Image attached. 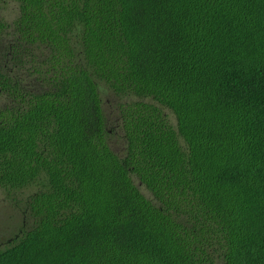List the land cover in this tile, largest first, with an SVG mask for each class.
<instances>
[{
    "label": "trees",
    "instance_id": "obj_1",
    "mask_svg": "<svg viewBox=\"0 0 264 264\" xmlns=\"http://www.w3.org/2000/svg\"><path fill=\"white\" fill-rule=\"evenodd\" d=\"M12 1L0 264H264V0Z\"/></svg>",
    "mask_w": 264,
    "mask_h": 264
},
{
    "label": "rangeland",
    "instance_id": "obj_2",
    "mask_svg": "<svg viewBox=\"0 0 264 264\" xmlns=\"http://www.w3.org/2000/svg\"><path fill=\"white\" fill-rule=\"evenodd\" d=\"M0 14L5 19L11 20L16 14V3L12 0H3V2H0ZM102 89V97L104 100L103 107L110 124H113L116 114L115 104L118 102V98L108 89ZM166 112L169 113V111ZM169 114L170 117L173 118L171 113ZM114 148L119 150V143L117 140H114ZM14 213L11 198L0 188V247L8 240L14 231L19 229V224L17 227V218Z\"/></svg>",
    "mask_w": 264,
    "mask_h": 264
}]
</instances>
